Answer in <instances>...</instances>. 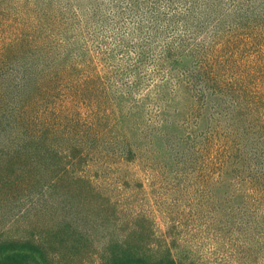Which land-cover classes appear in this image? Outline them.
<instances>
[{
	"label": "trees",
	"instance_id": "1",
	"mask_svg": "<svg viewBox=\"0 0 264 264\" xmlns=\"http://www.w3.org/2000/svg\"><path fill=\"white\" fill-rule=\"evenodd\" d=\"M248 1H232V10L220 12H213L218 6L200 12L193 6L176 11L171 23L167 14L152 13L140 39L149 47L146 59L154 63L145 76L151 82L160 77L151 90L159 111L182 86L197 99L198 110L206 106L204 112L215 121L201 135L214 155L202 152L203 159L196 157L199 168L174 175V181L189 180L204 189L230 170L233 187L249 183L256 193L252 204L244 194L239 203L229 194L228 218H221L228 231L240 232L264 223V211L255 206L264 204V8L252 1L243 8ZM177 26L184 27L179 34ZM28 40L19 38L0 53V264H202L189 248L180 249L173 219L170 232L159 235L150 217L123 215L112 194L81 174L75 160L90 153L82 148L95 145L99 132L62 112L53 115L50 103L60 93L56 86L67 67L62 73L48 71L49 58L26 52L35 47ZM252 52L259 62L241 68L239 59ZM145 55L146 50L138 53L137 62ZM186 57L192 64L179 68ZM168 77L179 85L166 87ZM187 150L191 164L194 151ZM120 156L134 158L130 150Z\"/></svg>",
	"mask_w": 264,
	"mask_h": 264
},
{
	"label": "rangeland",
	"instance_id": "2",
	"mask_svg": "<svg viewBox=\"0 0 264 264\" xmlns=\"http://www.w3.org/2000/svg\"><path fill=\"white\" fill-rule=\"evenodd\" d=\"M232 1L237 0H0V53L19 38L29 37L35 47L26 52L34 59L49 58L48 71L61 72L67 67L50 109L53 115L62 112L99 132L95 145L86 143L82 148L90 153L81 162L75 161L81 164L82 175L119 201L123 215L150 217L159 235L169 233L174 220L180 249L189 248L202 264H264V223L259 229L240 232L237 227L238 231H228L221 222L228 218L229 194L235 203L244 194L252 204L255 192L249 183L233 187L236 183L230 180V170L204 189L199 184L190 186L189 180L185 185L174 181L177 174L199 164L202 152L214 155L210 142L201 136L212 121L204 112L207 107L199 111L197 99L182 86L159 111L151 90L160 77L153 73L151 82L145 76L153 71L154 63L146 59L149 47L140 41L152 13L167 14L166 22L171 23L176 11L193 6L198 12L213 11L216 6L213 12L232 10ZM250 1L243 8L252 4L264 8V0ZM183 28L177 26L175 33ZM145 50L143 60L137 62L138 53ZM241 60V68L259 62L254 52ZM191 64V57H186L179 68ZM179 68L173 65L171 71ZM176 81L168 77L163 84L171 89L179 85ZM189 148L195 158L191 164L185 154ZM129 150L134 158L122 159L121 153ZM235 188L240 192L233 193ZM258 202L255 206L263 212L264 204Z\"/></svg>",
	"mask_w": 264,
	"mask_h": 264
}]
</instances>
